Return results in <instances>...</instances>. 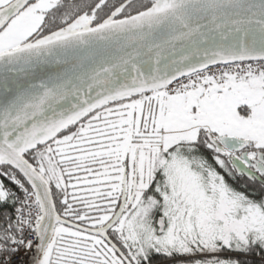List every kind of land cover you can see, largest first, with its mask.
I'll use <instances>...</instances> for the list:
<instances>
[{
	"label": "snow or ice",
	"instance_id": "6c2138e0",
	"mask_svg": "<svg viewBox=\"0 0 264 264\" xmlns=\"http://www.w3.org/2000/svg\"><path fill=\"white\" fill-rule=\"evenodd\" d=\"M0 264H264V0H0Z\"/></svg>",
	"mask_w": 264,
	"mask_h": 264
},
{
	"label": "trees",
	"instance_id": "16d2710c",
	"mask_svg": "<svg viewBox=\"0 0 264 264\" xmlns=\"http://www.w3.org/2000/svg\"><path fill=\"white\" fill-rule=\"evenodd\" d=\"M253 259H254L255 261L259 262L260 257H259V256H256V257H253Z\"/></svg>",
	"mask_w": 264,
	"mask_h": 264
}]
</instances>
